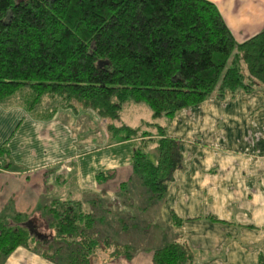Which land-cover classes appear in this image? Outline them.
<instances>
[{"label":"trees","instance_id":"trees-1","mask_svg":"<svg viewBox=\"0 0 264 264\" xmlns=\"http://www.w3.org/2000/svg\"><path fill=\"white\" fill-rule=\"evenodd\" d=\"M258 87L264 26L237 41L212 0H0V101L26 88V106L45 96L89 108L112 120L115 141L135 140L131 175L114 197L92 192L52 197L31 213L1 209L0 264L18 245L63 264H95L96 249L101 262L144 249L154 264H191L184 241L142 244L160 235L147 212L164 201L180 161L177 139L156 119ZM126 102L148 106L156 134L123 121ZM113 175L101 170L97 180ZM113 198L129 209H115Z\"/></svg>","mask_w":264,"mask_h":264},{"label":"crops","instance_id":"crops-1","mask_svg":"<svg viewBox=\"0 0 264 264\" xmlns=\"http://www.w3.org/2000/svg\"><path fill=\"white\" fill-rule=\"evenodd\" d=\"M212 1L237 41L264 26V0ZM27 96L21 89L0 101V210L31 213L52 197L83 193L114 197L131 175L135 140L115 141L107 124L100 142L95 111L45 96L26 106ZM74 122L87 128L79 130ZM160 124L180 150L165 199L154 212L160 228L177 230L181 241L198 250L191 264H260L261 257L264 264V89L211 96ZM101 170L114 175L99 182ZM173 213L181 219L177 224ZM95 252V264H154L151 250L104 262ZM1 264L63 263L18 245Z\"/></svg>","mask_w":264,"mask_h":264},{"label":"rangeland","instance_id":"rangeland-1","mask_svg":"<svg viewBox=\"0 0 264 264\" xmlns=\"http://www.w3.org/2000/svg\"><path fill=\"white\" fill-rule=\"evenodd\" d=\"M22 89H26V88H22ZM44 97V96H43ZM126 103H128V102H126ZM126 103L124 104V106H123V112H122V119L125 121V122H131V124H134V125H138V126H140L141 127V130H147V131H149V132H156V127L155 126H152V125H147V121H149V120H152V118H151V110L148 108V106L146 105V104H144V103H135V102H131L132 104L131 105H134L133 107L134 108H132V107H128L127 105H126ZM127 107H128V109H127ZM137 107H139V108H136ZM132 108V109H131ZM189 108V107H188ZM129 114H131L132 116H134L133 118H134V120H130L129 118H128V115ZM135 120H137V121H135ZM165 117H159V118H157L156 119V121L157 122H160V123H164L165 122ZM88 121H90V122H92V119H90V120H88ZM112 120L110 119V118H107V117H100L98 120H93V122L92 123H96L97 124V128H98V132L99 133H97V135L99 136V140H100V142L102 141V136H101V134H103L105 131H106V125L109 123V122H111ZM74 125L79 129V130H81L82 128H87V126L85 125V123H77V122H74ZM90 125H92V124H90ZM89 125V126H90ZM89 134H92V132H89ZM111 134H113V132H111ZM113 207L116 209V208H118V207H121V206H123V204L122 203H118L117 201V198L115 199V198H113ZM116 203H118V204H116ZM156 207H158V205L157 204H155L154 206H152V207H150L149 209H148V216H149V218L150 219H153V220H157L158 221V218H157V216L156 215H154V212L156 211ZM134 211H136V208L135 207H133V209H132V212H134ZM163 227V226H162ZM165 227V226H164ZM159 228V230H160V235L159 236H157L156 238H151V236H149L148 238H147V240H143L142 239V244H145V245H150V246H152V247H154V246H156V245H159V244H161L162 242H163V239L165 238L166 240H179V241H181L182 239L181 238H183V236L181 235V233L180 232H178L177 230H173L172 231V229L171 230H165V229H167V228ZM158 228V227H157ZM153 230V229H152ZM167 231V232H166ZM163 236V237H161V238H159L160 236ZM243 235H245V233L243 232L242 233V236ZM248 235H250V236H253L254 238H256V233H252V232H249V234ZM155 239H157V240H155ZM164 239V240H165ZM159 242V243H158ZM192 252H193V254H194V257L197 255H199L198 254V250L196 249V248H194V247H192Z\"/></svg>","mask_w":264,"mask_h":264},{"label":"water","instance_id":"water-1","mask_svg":"<svg viewBox=\"0 0 264 264\" xmlns=\"http://www.w3.org/2000/svg\"><path fill=\"white\" fill-rule=\"evenodd\" d=\"M29 223V221H27V224ZM30 230H32L31 228H29ZM37 235H39V234H37Z\"/></svg>","mask_w":264,"mask_h":264}]
</instances>
